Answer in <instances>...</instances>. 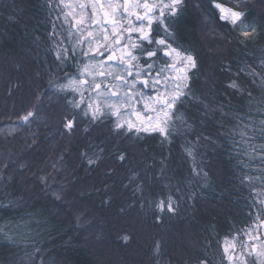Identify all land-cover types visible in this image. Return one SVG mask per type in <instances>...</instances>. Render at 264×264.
Returning a JSON list of instances; mask_svg holds the SVG:
<instances>
[{"label": "trees", "instance_id": "trees-1", "mask_svg": "<svg viewBox=\"0 0 264 264\" xmlns=\"http://www.w3.org/2000/svg\"><path fill=\"white\" fill-rule=\"evenodd\" d=\"M58 2L0 0V264H231L263 212L264 0H179L133 34L128 108L180 82L149 130L92 120L93 88L67 104L94 42Z\"/></svg>", "mask_w": 264, "mask_h": 264}, {"label": "rangeland", "instance_id": "rangeland-1", "mask_svg": "<svg viewBox=\"0 0 264 264\" xmlns=\"http://www.w3.org/2000/svg\"><path fill=\"white\" fill-rule=\"evenodd\" d=\"M59 1L58 6L60 7L66 6L65 3H70V9L74 6L77 12L67 13L68 21L72 22L75 27L81 25L80 28L84 30L81 36L82 40L94 42L91 48L92 60L89 61L83 71L81 79L74 82L73 87L77 91V98H73L67 104L71 105L72 108L73 106L83 105L84 96L93 88L96 92L91 98V105H89L92 120L96 121L105 111L111 110L115 116L118 115L122 121L124 120L131 127H134L135 124L148 130L153 127H163L164 121L162 118L168 114L165 105L169 106L170 101L168 99L174 95L176 83L180 84V82L171 80L168 84L170 87H168V93L162 95L159 94V91H156L155 95L147 96L148 100L144 110L149 112V115L143 116L140 112L132 111L130 110L131 108H128L130 100L125 101L124 99L134 97V89L136 87L135 83L126 84L121 73H123V70L131 71L132 50L136 46L132 48L128 40L131 39L133 34H141V38L148 36L153 29L156 13L161 15L163 9L166 10V7H172L179 0ZM55 5L50 4L51 8H54ZM221 11L223 16L233 21H236L240 15L238 12L226 7H221ZM79 13L82 14L80 17L78 16ZM53 16L55 18L59 17L56 13ZM97 42H99V45H96ZM168 54L170 59L175 62L174 67L179 64V60L182 61L181 55L174 53L172 49L169 50ZM128 63L130 67L127 66ZM132 71L137 72L138 70L132 69ZM173 77L178 78L177 81H182L184 75L174 73ZM142 81L147 82L145 78ZM127 86L131 91L126 94ZM153 97L155 98L154 100ZM159 99L164 101L162 103L164 104L163 106H160ZM30 113L32 114L31 111ZM30 113H27V115L23 114L22 117L27 119L31 115ZM71 121L68 119L70 125L72 124ZM262 209L263 212L261 214L258 213V217L252 221L246 230L242 231L241 236L244 237L242 238V243H245L244 249L240 251L234 249L233 253H231L230 247H235L236 239H228L224 249L227 254L229 253L231 264H249V260L244 257L248 255L247 253L252 254V257H254L253 264H264V203Z\"/></svg>", "mask_w": 264, "mask_h": 264}]
</instances>
